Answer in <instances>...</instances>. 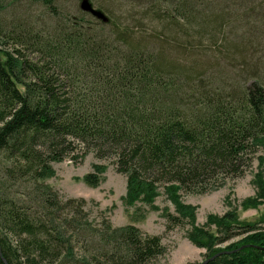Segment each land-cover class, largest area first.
<instances>
[{
    "label": "trees",
    "instance_id": "16d2710c",
    "mask_svg": "<svg viewBox=\"0 0 264 264\" xmlns=\"http://www.w3.org/2000/svg\"><path fill=\"white\" fill-rule=\"evenodd\" d=\"M61 1L0 0V264H151L164 256L159 236L104 218L95 226L86 200H64L46 185L54 163L88 153L126 175L129 206L162 185L183 214L165 215L167 228L189 226L208 264H264V252L250 247L264 248V217L243 222L229 212L212 232L195 227L181 204V192H207L219 176L239 173L250 149L264 148V89L225 94L195 75L201 67L178 59L189 56L187 43L146 23L173 18L160 12L169 0H139L145 10L132 24L104 3L97 9L89 0L107 23L82 11L81 0L74 13ZM171 1L183 18L251 3ZM15 7L22 15L5 18ZM258 161L259 192L248 206L264 203V154ZM105 169L93 165L86 184L100 186ZM236 237L243 239L227 246L231 253L220 254Z\"/></svg>",
    "mask_w": 264,
    "mask_h": 264
},
{
    "label": "rangeland",
    "instance_id": "374dc122",
    "mask_svg": "<svg viewBox=\"0 0 264 264\" xmlns=\"http://www.w3.org/2000/svg\"><path fill=\"white\" fill-rule=\"evenodd\" d=\"M91 2L97 9L103 3L112 7L119 19L129 24L134 21L131 18L138 19L145 10L141 8L143 5L139 0ZM79 3L80 0H62L60 5L65 13H74L79 9ZM176 8V4L169 0L160 12H172L173 18L166 14L169 21L150 19L146 23L157 27L158 30H154L156 34H165L173 42L187 43L186 54L189 56L178 59L191 63L190 69L193 66L201 67V71L195 72V75L213 84L214 88H220L225 94L244 90L253 84L264 89V0H251V3L237 7L229 2L211 9L201 8L186 18L179 16ZM32 12L36 15L41 13L37 8ZM20 15L19 7H15L8 9L4 17L10 20ZM214 20L217 21L213 23ZM174 29L180 32L175 33ZM189 68L186 70L189 71ZM263 154L264 148L250 149L242 164L244 168L239 173L219 176L205 193L181 192V204L188 207V218L195 227L215 232L216 219L229 212L236 213L243 222H255L264 217V203L248 206L249 199L258 196L256 174L262 169L258 159ZM95 164L104 165L106 169L103 183L93 188L86 184L84 177L93 171ZM53 167L55 177L46 181V185L51 186L64 200H86L85 212L93 225L99 227L104 218L114 227L133 224L149 235L159 236L166 252L151 264H202L207 259L206 249L200 248L191 239L189 226L167 228L165 215L182 213L169 199L162 185L157 191L158 196L149 201V195H143L133 206H129L125 201L127 177L117 172L110 159H98L94 153H88L83 158L78 156L74 160L68 158L54 163ZM242 239L233 238L217 249L226 252L227 246L240 243ZM77 248L78 253L83 251L81 246Z\"/></svg>",
    "mask_w": 264,
    "mask_h": 264
},
{
    "label": "water",
    "instance_id": "95a60500",
    "mask_svg": "<svg viewBox=\"0 0 264 264\" xmlns=\"http://www.w3.org/2000/svg\"><path fill=\"white\" fill-rule=\"evenodd\" d=\"M80 9L82 11H84L85 13L91 14L93 17L97 18L98 20H101L104 23H107L108 22L107 16L103 12L95 9L89 0H81ZM250 247L259 249V250H261V251L264 252V248L256 247V246H250ZM244 248L245 247H241L239 250H242ZM239 250H236V252L239 251ZM230 253L231 252H227L226 251V252H222L220 254H230ZM217 256H219V255L214 256L212 258V260L215 259ZM210 261H211V259H206L202 264H208Z\"/></svg>",
    "mask_w": 264,
    "mask_h": 264
}]
</instances>
